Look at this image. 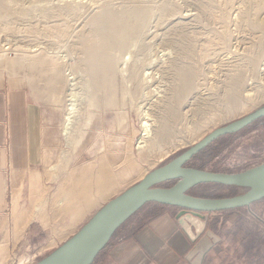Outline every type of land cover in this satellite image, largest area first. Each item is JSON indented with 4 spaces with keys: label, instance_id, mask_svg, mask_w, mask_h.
I'll return each instance as SVG.
<instances>
[{
    "label": "rangeland",
    "instance_id": "1",
    "mask_svg": "<svg viewBox=\"0 0 264 264\" xmlns=\"http://www.w3.org/2000/svg\"><path fill=\"white\" fill-rule=\"evenodd\" d=\"M3 5L0 70L25 80L51 124V142L27 187L9 194V225L0 235V245L7 242L10 251L5 264H20L22 256L24 264L37 262L80 228L76 222L87 209L120 194L217 128L264 105V80L239 93L243 103L235 110L224 91L229 56L240 52L243 61L260 54L254 35L259 37L256 29L264 25V0H0V8ZM109 7L112 15L106 14ZM129 9L134 14L144 9V22H134ZM94 15L114 22L127 37L124 45L105 50L113 55L109 72L94 71L88 60V47L101 42ZM262 62L259 56L257 68L264 66ZM173 63L193 71L194 90L179 104L169 139L153 134L143 141L139 106L150 107L157 127L158 116L166 111L156 108V95L163 99L169 86L180 83ZM94 64L99 67L101 62ZM249 65L253 71L254 65ZM74 82L81 128L70 144L62 129ZM166 147L173 148L165 154ZM262 162L264 117L217 138L188 165L236 172ZM68 176H73L76 198L71 206H63L54 196ZM249 190L209 182L193 187L191 193L233 196ZM260 200L226 212L231 220L227 234L243 236L238 246L248 254L245 264H254V248L260 261L264 259V198ZM17 214L33 215L19 242L14 240ZM232 244L233 248L236 243Z\"/></svg>",
    "mask_w": 264,
    "mask_h": 264
},
{
    "label": "crops",
    "instance_id": "2",
    "mask_svg": "<svg viewBox=\"0 0 264 264\" xmlns=\"http://www.w3.org/2000/svg\"><path fill=\"white\" fill-rule=\"evenodd\" d=\"M45 115L25 80L0 70V235L9 225L10 191L25 190L51 142V124ZM103 204L87 209L76 225L87 222ZM179 211L175 205L147 203L117 229L91 264L246 263L248 254L238 246L243 236L227 234L231 221L227 210L205 212L202 217L193 213L178 217ZM232 243H236L233 248ZM254 264H264L255 248Z\"/></svg>",
    "mask_w": 264,
    "mask_h": 264
},
{
    "label": "water",
    "instance_id": "3",
    "mask_svg": "<svg viewBox=\"0 0 264 264\" xmlns=\"http://www.w3.org/2000/svg\"><path fill=\"white\" fill-rule=\"evenodd\" d=\"M264 117V105L207 134L165 164L153 169L139 182L112 197L69 239L33 264H91L117 229L149 202L175 205L180 217L186 213L233 209L264 198V162L236 172L207 170L188 162L217 138L239 131ZM173 181L172 184H166ZM249 187L233 196H201L191 189L201 183Z\"/></svg>",
    "mask_w": 264,
    "mask_h": 264
},
{
    "label": "bare ground",
    "instance_id": "4",
    "mask_svg": "<svg viewBox=\"0 0 264 264\" xmlns=\"http://www.w3.org/2000/svg\"><path fill=\"white\" fill-rule=\"evenodd\" d=\"M5 5H3L4 7L2 6L3 8H0V17L5 13ZM143 11L144 9H142L139 14L137 13L134 14L133 10L129 9V14L133 18L134 22L140 19V23L142 24V21L144 22L145 19L144 18L145 13L141 14ZM112 13L113 11L110 9V7L106 9L107 15L108 14L112 15ZM92 21L94 22L96 29L101 31V35L99 36L101 42L99 44L91 45L88 47V60L92 63V69L94 71L95 70L96 71L98 70L99 72L112 71L113 55L112 53L107 54L105 50L110 49L111 46L124 45V43L126 42L124 38L127 37L121 35L120 28L117 27L114 24V22L110 20L104 19L103 17H100L98 15H94L92 17ZM260 25H262L261 29H256L259 32V37L254 35V43L256 44V46H258L257 49L259 50L260 54L258 55L256 54L254 60L252 59L250 60L248 58L243 57L245 60L242 61L240 60L242 58L240 52H237L234 53L233 55H230L229 56L230 58L228 59L230 61L229 63L230 66L227 68V70L229 71L225 73L226 84L224 85V91L226 97L228 98V100L232 105L230 107L232 108V110L239 108L243 103L240 100L241 98L240 97L241 95L239 96L240 92L245 90L246 93V91L248 92L249 89L251 88L253 89L254 83H260L263 82L264 80V66L257 68V65L259 63V56H260V60L264 59V25L263 24ZM96 60L101 62V65L99 67L95 66L94 64ZM127 62H128V58H125L123 60L122 65L124 66L127 65ZM172 62H174V59L172 60ZM178 63H173V64L175 67H177V72L180 75L179 86H175V88L174 86L173 87L169 86L165 91V93L163 94L164 96L163 99L160 97L159 94L156 95L157 96V99L155 100L157 101L156 108H158V110H161L163 112L164 110L166 111L165 115L163 113L162 115L158 116L159 124L157 125V127L154 124V118L151 117L150 112L147 110L150 107L141 106V105L139 106L140 114L142 117L141 118L142 126L144 129L143 138L145 140L143 141L147 142V140L151 139V136L153 134H156L162 140L169 139L173 130L172 121L176 116V112L179 104L184 100V97L189 95L194 90L195 81H194L193 71L188 67L178 65ZM249 63H251V65H254L253 71L251 67H248L250 66ZM261 65H264V62H262ZM148 74H149V70L146 69L144 75L147 76ZM92 99H93L92 97L89 98L90 103H92ZM80 108L81 107L79 104V93L76 90V82H74L70 84L67 112L65 114V121L62 129V134L64 135V138L70 144H72L74 138L80 135L81 126H79L78 124L79 121L77 115L78 111H80L79 110ZM146 142H144V146ZM172 148H167V147L164 148L165 154L168 153ZM63 156L68 157V153L66 150H64ZM102 168H104V170L106 169L105 163L104 165H102ZM72 177L73 176L65 177L57 188L54 199H56L60 205L71 206L73 203L72 201H74L76 198V190L74 184L71 183ZM30 216L27 217L26 215L27 218H25L17 214V217L15 219V228H14L15 241L19 239L26 224L33 218V215L31 217ZM9 256H10L9 247L7 245V242H5L0 245V264H5ZM19 262L20 264L25 263L24 256L19 258Z\"/></svg>",
    "mask_w": 264,
    "mask_h": 264
},
{
    "label": "flooded vegetation",
    "instance_id": "5",
    "mask_svg": "<svg viewBox=\"0 0 264 264\" xmlns=\"http://www.w3.org/2000/svg\"><path fill=\"white\" fill-rule=\"evenodd\" d=\"M173 183V182H172Z\"/></svg>",
    "mask_w": 264,
    "mask_h": 264
}]
</instances>
